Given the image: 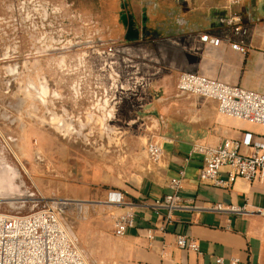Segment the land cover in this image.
I'll return each instance as SVG.
<instances>
[{"label":"rangeland","instance_id":"1","mask_svg":"<svg viewBox=\"0 0 264 264\" xmlns=\"http://www.w3.org/2000/svg\"><path fill=\"white\" fill-rule=\"evenodd\" d=\"M169 3L0 0L2 210L34 198L89 202L86 211L72 205L63 215L89 264L107 258L101 237L112 233L111 213L116 212L105 201L88 198L91 191L109 189L94 177L107 172L124 181L125 171L133 173L131 151L140 163L141 138L152 130L148 120L142 126L147 115H140L142 104L152 98L159 77L174 83L165 64L153 65L149 57L152 41L166 45V37L157 41L156 33L168 22L160 12ZM142 17L148 19L143 42L140 37L128 41L127 26L134 18L141 29ZM100 42H113L123 51L107 57ZM123 57L132 60L128 69ZM135 68L151 77L125 82V72Z\"/></svg>","mask_w":264,"mask_h":264},{"label":"crops","instance_id":"2","mask_svg":"<svg viewBox=\"0 0 264 264\" xmlns=\"http://www.w3.org/2000/svg\"><path fill=\"white\" fill-rule=\"evenodd\" d=\"M169 2L168 9L160 12L168 15V22L162 23L156 33V40L166 37V45L152 41L149 57L153 65L165 64L174 83L169 86L168 80L159 77L152 98L142 104L140 115L147 114L142 117V126L148 125V120L152 130L141 138V162H136V153L131 151L136 164L133 173L125 171L124 181L107 172L98 174L95 181L109 189L89 193L88 198L105 202L109 192L121 193L128 206L118 211L131 209L136 215L135 227L125 236L117 237L113 231L102 235L108 254L100 264H216L217 258H223L224 264H231L233 259H239V264H264V217L258 213L264 210V185L244 179H237L229 187L202 182L203 157L197 153L190 156L194 146H217L227 139L241 140L246 133L262 139L264 127L220 116L215 102L180 95L176 88L181 74L196 73L264 94V0H243L232 12L224 0ZM235 12L241 14L247 34H234L220 25L222 16ZM147 23V17H142L140 29L132 20L140 43ZM203 36L220 43L214 46L204 42ZM232 44L240 45L244 52L234 50ZM153 141L162 147L158 163L144 155ZM242 152L250 150L243 148ZM227 172L222 169L219 179L226 182ZM179 179L181 208L168 222L167 210L156 208L155 203L173 194L170 182ZM219 204L224 211L215 209ZM231 206L245 212L231 213ZM179 235L195 240L200 253L178 249ZM96 236L98 239L100 235Z\"/></svg>","mask_w":264,"mask_h":264},{"label":"built area","instance_id":"3","mask_svg":"<svg viewBox=\"0 0 264 264\" xmlns=\"http://www.w3.org/2000/svg\"><path fill=\"white\" fill-rule=\"evenodd\" d=\"M224 1L227 9L232 12L243 0ZM219 23L232 29L234 34H247L243 18L236 12L229 16H222ZM202 41L211 42L214 46L220 43L218 39H209V36H203ZM100 46H105L102 54L107 57L111 55L115 57L116 53L120 54L123 51V48H118L113 42L109 44L100 42ZM231 46L236 51L244 52V48L238 44ZM97 53L101 52L97 51ZM117 61L119 62V59ZM120 62L127 68L132 60L123 57ZM111 64L115 65V62ZM155 74L157 72L153 75ZM150 77L151 75L142 76L139 69L135 68L134 71H126L124 78L125 82L133 84L137 80L143 82ZM176 88L180 95L215 102L220 116L264 127V94L262 93L196 73L181 74ZM121 90L123 95L125 85H121ZM243 148L250 152H242ZM194 153L203 157V166L200 171L202 182L229 187L237 179H244L264 185V138L255 139L253 134L246 133L241 140L227 139L217 146H194L190 156ZM147 155L154 163L162 160V147L158 141L148 144ZM224 168L228 169L226 182L219 179L220 172ZM180 174L183 176L184 171L182 170ZM181 184V179L171 180L170 188L174 193L155 203L156 208L167 210L166 221L168 222L172 220L173 212L181 208L179 196ZM104 204L111 212L116 211L111 213L115 236L123 237L129 229L135 227L136 215L133 210L118 211L119 208L128 206L121 193L109 192ZM72 205L86 206L88 204L73 200L34 198L12 205L6 211L2 210V204H0V264H89L80 249L79 240L73 228L63 218L67 208ZM26 209L28 211L23 213ZM215 209L224 211L220 204ZM228 211L237 214L245 212L244 209L235 206H231ZM258 213L264 217V210H259ZM148 237L150 240L153 239L151 232ZM176 247L183 251L200 253L198 243L185 235L177 236ZM215 263L224 264V259L217 258ZM239 263V259L231 260V264Z\"/></svg>","mask_w":264,"mask_h":264},{"label":"water","instance_id":"4","mask_svg":"<svg viewBox=\"0 0 264 264\" xmlns=\"http://www.w3.org/2000/svg\"><path fill=\"white\" fill-rule=\"evenodd\" d=\"M132 26H133L132 23L127 26L128 27V31H127V37H126V39L128 41L134 42V41H136L138 39V33L133 29Z\"/></svg>","mask_w":264,"mask_h":264},{"label":"bare ground","instance_id":"5","mask_svg":"<svg viewBox=\"0 0 264 264\" xmlns=\"http://www.w3.org/2000/svg\"><path fill=\"white\" fill-rule=\"evenodd\" d=\"M38 160H39L40 162L42 161L41 158H39ZM22 167H23L24 172H25L26 174H28L27 169H26L24 166H22ZM13 204H14V203H11V205H13ZM79 207L81 208V210H84V211H86V209H87V206L79 205Z\"/></svg>","mask_w":264,"mask_h":264}]
</instances>
